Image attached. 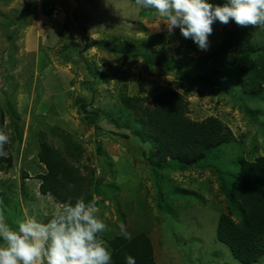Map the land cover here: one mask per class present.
Returning a JSON list of instances; mask_svg holds the SVG:
<instances>
[{
  "label": "rangeland",
  "instance_id": "obj_1",
  "mask_svg": "<svg viewBox=\"0 0 264 264\" xmlns=\"http://www.w3.org/2000/svg\"><path fill=\"white\" fill-rule=\"evenodd\" d=\"M158 20L135 0H0V118L13 156L0 171V210L15 227L25 217L47 222L60 208L36 177L46 171L37 157L44 139L79 166L90 188L102 178L98 216L114 229L102 234L105 241L123 223L132 237L148 235L157 264H244L216 227L222 213L242 216L241 202L227 192L241 159L264 156V85L252 95L241 84L252 54L215 71L197 64L224 27H238L234 21L212 25L205 51L179 28L169 34L163 21L159 30L150 27ZM169 88L186 95L190 118L215 116L233 132L198 164L161 161L143 122L120 99L127 92L152 106ZM81 104L99 113L95 124ZM74 144L82 154H74ZM99 155L109 166L106 177ZM253 264H264V256Z\"/></svg>",
  "mask_w": 264,
  "mask_h": 264
},
{
  "label": "trees",
  "instance_id": "obj_2",
  "mask_svg": "<svg viewBox=\"0 0 264 264\" xmlns=\"http://www.w3.org/2000/svg\"><path fill=\"white\" fill-rule=\"evenodd\" d=\"M208 2L223 5L226 0ZM257 30L264 38V27H224L219 43L208 54L199 57L197 64H202L208 72L215 71L221 65L238 59V54H252L247 65L241 69L240 80L247 92L260 94L264 85V39L256 40ZM120 99L143 122L144 131L152 140L161 161L176 158L185 167L198 164L207 158L213 148L234 136L218 117L210 116L198 121L190 118L186 95L176 89L157 93L152 99V106L144 105L147 97L127 92L121 93ZM81 108L88 113L86 104H81ZM98 116V112L93 115L88 113L85 119L93 125ZM0 130L7 133L3 117L0 118ZM9 144L5 146L6 151ZM73 146L75 155L82 154L80 145ZM7 154V158H0V171L13 164V156ZM37 157L46 167V171L36 176L41 180L39 189L43 195H52L55 202L61 205L66 202L74 204L80 197L86 202L95 199L102 178L92 182L90 188L91 182H86L88 179L82 176L79 166L70 163L57 147L44 139L40 141ZM240 164L237 179L227 192L233 201L241 202L242 216L235 220L231 212L222 213L216 233L236 259L244 264H253L264 256V156L256 160L242 158ZM106 243L112 252L113 264H126V255L133 256L136 264H157L153 243L145 232L137 233L130 241L116 235Z\"/></svg>",
  "mask_w": 264,
  "mask_h": 264
},
{
  "label": "clouds",
  "instance_id": "obj_3",
  "mask_svg": "<svg viewBox=\"0 0 264 264\" xmlns=\"http://www.w3.org/2000/svg\"><path fill=\"white\" fill-rule=\"evenodd\" d=\"M135 4L158 14L159 20L150 27L159 30L163 21L169 34L179 28L184 38L205 51L217 20L224 25L234 21L240 27H264V0H226L223 5L208 0H135ZM9 142V135L0 130V158H7ZM98 212L95 199L86 202L80 197L74 204H62L47 222L25 217L13 227L0 210V264H113L102 234L114 229ZM117 227L125 240L132 239L123 223ZM125 261L136 264L131 255Z\"/></svg>",
  "mask_w": 264,
  "mask_h": 264
},
{
  "label": "water",
  "instance_id": "obj_4",
  "mask_svg": "<svg viewBox=\"0 0 264 264\" xmlns=\"http://www.w3.org/2000/svg\"><path fill=\"white\" fill-rule=\"evenodd\" d=\"M99 160L103 168L102 177H105L109 173V166L102 155H99Z\"/></svg>",
  "mask_w": 264,
  "mask_h": 264
},
{
  "label": "bare ground",
  "instance_id": "obj_5",
  "mask_svg": "<svg viewBox=\"0 0 264 264\" xmlns=\"http://www.w3.org/2000/svg\"><path fill=\"white\" fill-rule=\"evenodd\" d=\"M96 128V127H95ZM21 136V135H20ZM38 153V152H37ZM107 160V159H106ZM106 177V176H105ZM96 193V192H95ZM26 198V197H25ZM43 221V220H42Z\"/></svg>",
  "mask_w": 264,
  "mask_h": 264
},
{
  "label": "built area",
  "instance_id": "obj_6",
  "mask_svg": "<svg viewBox=\"0 0 264 264\" xmlns=\"http://www.w3.org/2000/svg\"><path fill=\"white\" fill-rule=\"evenodd\" d=\"M55 16H56V13H55Z\"/></svg>",
  "mask_w": 264,
  "mask_h": 264
}]
</instances>
